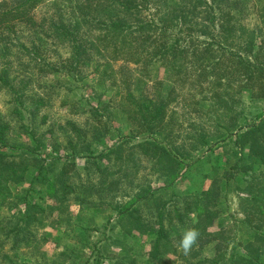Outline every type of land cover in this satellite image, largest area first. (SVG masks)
<instances>
[{"label": "trees", "instance_id": "16d2710c", "mask_svg": "<svg viewBox=\"0 0 264 264\" xmlns=\"http://www.w3.org/2000/svg\"><path fill=\"white\" fill-rule=\"evenodd\" d=\"M50 1L54 9L35 22L31 11L43 0H0V86L9 95L11 115L22 120L16 121L15 130L31 139L29 143L11 141L8 136L12 126L0 113V209L13 210L10 218L0 216L1 229L6 230L9 222L13 223L10 230H4L5 239L11 240L13 246L36 247L44 239L35 238L31 242L35 237L30 230L32 223L42 224L55 210L60 214L66 212L69 202L81 199L85 190L102 199L101 193L106 189L108 192L117 189V182L106 188L102 186L105 176L112 174L120 179L123 174H113L116 170L108 172L100 160L111 159V154L115 153L113 160L126 164L136 158L134 149H138L142 156L154 160L153 171H159L157 178L161 185L134 190L129 200L117 204L115 210L117 223L125 233L154 236L148 252L150 257L175 254L183 264H264V113L258 122L248 126L237 123L228 126L236 128L232 135L230 130L216 136L204 132L195 120L188 122V127L196 131L186 132L185 137L196 140L197 144H191V148L200 154L193 161H185L192 158L191 154L176 151L173 144L184 132H181L182 122L174 107L180 95L179 87L176 83L170 85L172 81L187 79L197 68L201 69V76L207 77L223 74L237 79L241 76L242 81L251 83L264 79L263 44L255 46L262 41V30L236 33L235 24L231 23L237 14L245 12L249 0H163L164 4L170 1L177 7L160 14L157 18L160 24L141 18L146 4L159 0H92L98 5L95 8L90 5L91 0H78L74 8L70 7L71 14L66 18L57 0ZM127 15H135V23L126 20ZM181 24L187 31H196L195 35L201 32L208 38L193 35L188 41L180 31L174 32L176 35L168 32L178 25L181 28ZM207 28L210 32L216 31V37L208 34ZM60 47L67 49L65 54L59 51ZM242 49L251 58L242 54ZM106 50L112 53V59L120 57L118 53L138 57L133 60L139 64L138 76L120 71L121 91L117 92L121 96L117 104L112 96L103 100L108 91L103 88L92 97L95 102L89 104L91 124L81 126L72 119H65L62 124L67 133L65 144L54 140L46 144L44 138L39 137L34 121L47 105L52 86H42L39 92L28 91L29 86L35 81L39 88V78L58 74L60 67L79 72V68L90 66L93 74H106L113 80L116 75L113 76L110 63L98 58ZM100 67L103 68L100 70ZM160 69L166 71L164 78L159 76ZM148 80L152 81L150 96L144 92ZM220 82L217 79L216 86ZM210 91L209 96L202 94L201 98L192 100L198 117L207 113L211 116L213 111L221 112L227 106L226 96L223 97L225 89L217 91L212 86ZM120 116H124L121 122L117 119ZM122 126L127 127L128 136L142 135L141 139L126 147ZM51 131L48 128V132ZM229 136L233 142L230 139L227 143L235 145L239 155L236 151L231 161L226 159L227 166L210 167L211 172L204 175H217V178H213L207 189L188 195L181 192L178 185L186 179L191 167L206 161L204 149L211 150L218 139L225 141ZM105 138L111 141V146L97 149L96 145ZM39 149L45 154L34 153ZM76 157L84 158L83 165H77ZM202 157L204 160H200ZM254 168L260 172L256 173ZM94 178L96 184L91 182ZM232 178L244 183L238 194L242 217L236 218L227 229L209 231L212 221L222 218V205ZM20 183L22 192L12 194L9 185ZM148 205L150 207H146ZM191 213L195 217L191 218ZM187 227L197 228L200 236L190 254L185 256L178 244ZM225 232L226 236L222 234ZM206 248L214 251L213 256L202 255Z\"/></svg>", "mask_w": 264, "mask_h": 264}, {"label": "rangeland", "instance_id": "374dc122", "mask_svg": "<svg viewBox=\"0 0 264 264\" xmlns=\"http://www.w3.org/2000/svg\"><path fill=\"white\" fill-rule=\"evenodd\" d=\"M78 0H57L58 8H61L64 18L68 17L71 13V8H74ZM80 1V0H79ZM83 1V0H81ZM179 2L180 0H174ZM189 1V0H188ZM50 0H43V3L38 4L31 11L33 20L39 22L41 16L47 15L54 7ZM92 2V0L90 1ZM92 8L97 7L96 2L90 3ZM189 6V4H186ZM177 7L173 2L168 1V4H164L163 0H159L154 4L147 3L146 7L143 8L141 18H150L157 24H160L157 18L160 14H163L168 8ZM264 7V0H249L245 6V12L237 14L232 24H235L233 29L236 33L244 30L261 29L262 30V41L257 43L255 46L259 47L263 44L264 54V19L262 18V9ZM93 11V10H91ZM135 15H127L126 20L130 23H135L133 18ZM261 18L263 23H261ZM25 23V22H24ZM181 28L177 27L170 28L172 35H176L174 32L180 31L182 36H185L189 41L191 36H197L200 39H207L208 35L201 34L195 35L196 31L186 30L185 25L181 24ZM244 27V29L240 28ZM184 28V29H183ZM161 28H158V31ZM189 32V33H187ZM208 34L212 37H216V31L210 32L207 28ZM187 33V34H186ZM233 42V41H229ZM193 43V42H188ZM237 47V45L232 44ZM66 48L60 47L59 51L62 54L66 53ZM239 50V49H238ZM234 52V49L232 50ZM120 57L112 59V53L108 50L104 51L98 58L101 62L108 61L113 69L112 80L107 77L106 74L96 72L93 74L90 66H83L79 68V72L73 68L60 67V71L56 75L48 74L44 78H39V88H37V82H32L29 86L28 91H38L42 86H52V94L48 99L47 105L42 107L40 113L37 114L34 121L39 131V137L44 138L46 144H51L54 140L56 142L65 144V131L62 129L65 119H72L77 124L85 126L86 124L93 122L90 112L88 111L89 104L95 102L92 97L102 92L105 88L108 89L106 96L103 100H107L109 96H112L117 102L120 100L121 94L117 91L120 89L119 83L121 81L119 74L120 71L127 72V75L132 77L138 76L139 64L134 63L133 60L139 59L138 57H129L122 53ZM242 54L251 58L248 53L242 49ZM250 54V53H249ZM57 66H60L57 63ZM264 67V66H263ZM103 67H100V70ZM120 69V70H119ZM161 70V69H160ZM154 72L151 75L154 76ZM202 71L197 68L195 71H191L187 79L183 81L174 80L170 83L173 85L177 84L179 87L178 91L180 95L175 101V109L177 110V116L182 122L181 132H184L182 138H178L172 143L176 147V151L180 153L191 154L192 158H188L185 161L189 162L195 160L200 154L195 152L191 148V144H197L196 140H192L189 137H185L186 132L193 133L194 129L188 127V122L195 120L197 125H200L204 132L215 134L218 136L220 133L225 132L226 134L232 130V134L236 132V128H228L231 124H239L241 126H248L260 120V115L264 113V79L256 80L253 83L250 81L241 80V76L236 79V76L223 74L217 76L212 74L210 77L201 76ZM160 78L166 76V71L161 70L159 72ZM217 79L221 80L220 84L217 85ZM104 80H107L103 82ZM115 81V82H114ZM144 85V92L147 95H152V81H146ZM169 82L166 83L168 85ZM244 83L246 85H240ZM253 84V86L251 85ZM214 88L217 91L225 89L227 100V106L222 108L221 112H215L211 116L196 114L193 111L192 100L201 98L202 94H209L210 89ZM104 88V89H103ZM121 91V89L119 90ZM230 95V96H229ZM9 95L5 89L0 86V113L4 116L7 122H10L12 129L9 132V139L11 141L20 142H31V139L25 134L18 133L15 129L17 128L18 121L22 120L11 115L12 106L9 102ZM46 96V97H45ZM209 96V95H207ZM48 96L45 94L44 98ZM208 100V99H207ZM210 101L206 102L208 104ZM231 105V108H230ZM208 108V107H207ZM206 108H204L205 110ZM116 111V110H113ZM206 111V110H205ZM207 112V111H206ZM210 116V117H209ZM219 117L216 121V117ZM124 116H120L117 119L121 122ZM19 119V120H17ZM17 121V122H16ZM48 128L52 131L48 132ZM126 126H122L120 130L126 136L123 138L125 146H130L141 139L142 135L128 136L126 133ZM67 129V128H66ZM45 134V135H44ZM146 135V134H143ZM54 138V139H53ZM232 137L229 136L225 141L218 139L217 145L211 150L204 149L207 157H202L200 160L201 164L191 167L190 173L186 179L183 180L178 188L181 192L188 195L190 192L196 190L207 189L212 182L213 178L211 175L205 176L207 172H211L210 167L219 165L227 166L229 163H225L226 159L231 161L234 154L238 153L239 150L235 145L228 144ZM233 142V140L231 139ZM111 146V141L108 138L103 139L101 144L96 145L97 149H108ZM178 147V148H177ZM49 149V147H47ZM62 147L60 148V151ZM11 151V150H9ZM8 151V152H9ZM13 152H19L20 150H13ZM43 150L34 151L36 154H41ZM135 159L126 161L113 160L102 158L101 166L107 168L108 172L116 170L113 174H123L120 179L116 178V175L110 174L105 176L106 182L103 183V187L110 183H119V187L111 192L106 189L101 193L99 197L96 195H89L86 190L82 195L81 199L71 200L67 207V211L60 214L58 211H53L48 217L43 220L44 225L38 224V222L30 225V230L34 233L35 237H32L31 242L35 241V238L40 240V237L44 239L41 243H38L36 247H24L22 244L12 245L11 240L5 239L4 230L0 228V264H132L131 260H134L133 264H183L182 260L175 254H163L158 258H152L148 255L149 250L152 246L153 235H147L143 233L127 234L118 225L116 216L115 206L122 204L129 200V195L133 191L146 188L156 187L161 185L158 177L159 171H153L154 160H149L137 149H134ZM45 154V153H42ZM122 154V153H121ZM125 154V150L123 151ZM84 158L76 157L75 162L78 166L83 165ZM124 164V165H123ZM123 165V166H122ZM122 166V167H121ZM157 166V165H156ZM120 168V170H119ZM122 168V169H121ZM210 169V170H209ZM82 171V169H81ZM253 171L259 173L258 168H254ZM230 173V172H229ZM215 174V173H212ZM219 174V172L217 173ZM237 174V173H235ZM119 176V175H118ZM91 182L96 184V178L92 179ZM244 183L239 182L235 178L230 180V185L227 187V198L225 203L222 205L224 209L222 218L214 219L212 224L208 227L209 231H218L220 229H227L232 226L236 218L242 217V213L239 210L238 194ZM12 194L22 192L23 184L9 185ZM97 189V188H96ZM183 197V196H182ZM36 200H39L38 198ZM218 206V205H217ZM216 206V207H217ZM226 206V207H225ZM150 207V205L146 206ZM146 211V208H144ZM11 209L2 207L0 209V216L6 218L12 217ZM195 217L194 213H191V218ZM147 221H150L147 218ZM12 221L9 222L7 229H11ZM5 230V231H6ZM224 236L227 232L222 233ZM38 240V241H39ZM5 241V242H3ZM226 244V243H225ZM226 246V245H224ZM214 251L211 249H204L202 255L213 256Z\"/></svg>", "mask_w": 264, "mask_h": 264}, {"label": "clouds", "instance_id": "9594fccd", "mask_svg": "<svg viewBox=\"0 0 264 264\" xmlns=\"http://www.w3.org/2000/svg\"><path fill=\"white\" fill-rule=\"evenodd\" d=\"M200 232L195 227H187L181 233L178 249L185 255H189L193 246L198 243Z\"/></svg>", "mask_w": 264, "mask_h": 264}]
</instances>
